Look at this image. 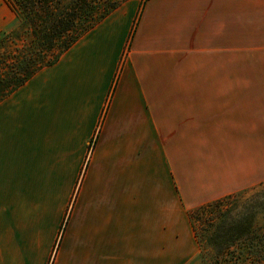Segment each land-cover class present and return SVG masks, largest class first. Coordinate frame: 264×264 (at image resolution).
I'll use <instances>...</instances> for the list:
<instances>
[{
  "label": "crops",
  "instance_id": "1",
  "mask_svg": "<svg viewBox=\"0 0 264 264\" xmlns=\"http://www.w3.org/2000/svg\"><path fill=\"white\" fill-rule=\"evenodd\" d=\"M263 185L264 0H127L0 103V264H205Z\"/></svg>",
  "mask_w": 264,
  "mask_h": 264
},
{
  "label": "trees",
  "instance_id": "2",
  "mask_svg": "<svg viewBox=\"0 0 264 264\" xmlns=\"http://www.w3.org/2000/svg\"><path fill=\"white\" fill-rule=\"evenodd\" d=\"M5 1L15 12L19 29L0 33V103L42 69L58 62L66 51L127 0ZM148 1L144 0V4ZM234 196L230 195L189 211L193 222L204 215L213 214V219L206 223L209 226L202 236L192 223L201 245V239H205L217 249H226L235 242L236 231L233 224L219 220L225 218L221 215V208ZM222 226H227L228 231L221 233ZM215 258L218 262L220 256L216 255Z\"/></svg>",
  "mask_w": 264,
  "mask_h": 264
},
{
  "label": "rangeland",
  "instance_id": "3",
  "mask_svg": "<svg viewBox=\"0 0 264 264\" xmlns=\"http://www.w3.org/2000/svg\"><path fill=\"white\" fill-rule=\"evenodd\" d=\"M10 24L6 31L19 29L17 17ZM261 207H264V185L235 194L221 208V215H224L226 219L219 218L220 222L227 221L233 224L236 231L235 242L226 249H217L205 239H201L200 259L205 264H264V208ZM212 215L209 213L192 221L200 236L208 228L209 225L206 223L213 219ZM227 229V226H222L221 233ZM216 255L220 256L218 262Z\"/></svg>",
  "mask_w": 264,
  "mask_h": 264
},
{
  "label": "built area",
  "instance_id": "4",
  "mask_svg": "<svg viewBox=\"0 0 264 264\" xmlns=\"http://www.w3.org/2000/svg\"><path fill=\"white\" fill-rule=\"evenodd\" d=\"M91 147H92V145H91Z\"/></svg>",
  "mask_w": 264,
  "mask_h": 264
}]
</instances>
